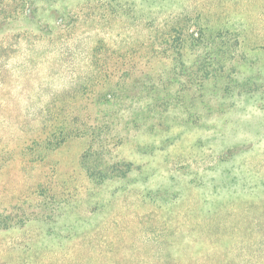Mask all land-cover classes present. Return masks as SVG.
I'll return each mask as SVG.
<instances>
[{
    "label": "rangeland",
    "instance_id": "obj_1",
    "mask_svg": "<svg viewBox=\"0 0 264 264\" xmlns=\"http://www.w3.org/2000/svg\"><path fill=\"white\" fill-rule=\"evenodd\" d=\"M260 239L264 0H0V264Z\"/></svg>",
    "mask_w": 264,
    "mask_h": 264
},
{
    "label": "trees",
    "instance_id": "obj_2",
    "mask_svg": "<svg viewBox=\"0 0 264 264\" xmlns=\"http://www.w3.org/2000/svg\"><path fill=\"white\" fill-rule=\"evenodd\" d=\"M238 240H240V239H238ZM234 243H237V241L235 240ZM256 243H257V240H253L252 245L250 243L251 250H250V252L248 254L245 253V255L243 257H241V254H239L240 246H238V247L234 246V247H232L230 249V246H231V244H230L228 249H227V251H226L227 254L224 257V260L222 261L221 264H224L226 262H227V264H258L257 258L254 257V254H255L256 251L253 252V249L256 248ZM260 245H261L262 250H264V239H260ZM248 256H250V257L248 258ZM229 257L232 260H230ZM203 259L206 260V263L208 262V264H212V263H209V262H211L213 260V257L210 254L204 255Z\"/></svg>",
    "mask_w": 264,
    "mask_h": 264
}]
</instances>
